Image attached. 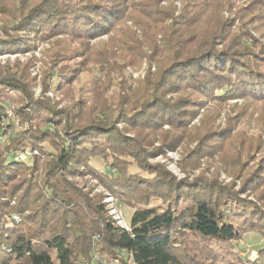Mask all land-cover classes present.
I'll return each instance as SVG.
<instances>
[{
	"label": "trees",
	"instance_id": "16d2710c",
	"mask_svg": "<svg viewBox=\"0 0 264 264\" xmlns=\"http://www.w3.org/2000/svg\"><path fill=\"white\" fill-rule=\"evenodd\" d=\"M160 3L3 2L4 10L11 8L20 19L14 27L27 35L6 31L0 48L30 49L28 31L36 41L65 36L78 43L85 66L95 65L96 74L89 104L80 95L59 106L46 93L63 68L53 64L43 71L42 93L35 98L34 58L0 67V264H75L91 258L95 238L108 259L131 255L135 264H215L221 251L233 254L245 234L264 239V153L254 157L261 141L244 130L232 133L243 118H251L249 108L264 103V0H250L233 17L222 13L232 10L234 0H184L178 15L172 4ZM127 16L147 29L144 40L126 25ZM104 35L112 39L110 49L95 50L91 39ZM115 38L126 49H115ZM260 43V53L253 54L252 46ZM143 60L146 74L134 88L126 67ZM12 92L20 94L16 104ZM202 108V126L193 135L190 124ZM223 112L226 125L214 128ZM183 144L188 145L180 163L184 172L220 163L241 178V187L220 182V167L210 177L205 168L178 179L164 164L148 162L149 155ZM26 147L38 150L29 162L16 157ZM98 157L110 161L117 174L93 167ZM130 165L139 171L129 172ZM85 174L133 208L129 230L108 213L104 194H92L71 179ZM14 214L21 219L16 222ZM259 251L264 255V247Z\"/></svg>",
	"mask_w": 264,
	"mask_h": 264
},
{
	"label": "rangeland",
	"instance_id": "374dc122",
	"mask_svg": "<svg viewBox=\"0 0 264 264\" xmlns=\"http://www.w3.org/2000/svg\"><path fill=\"white\" fill-rule=\"evenodd\" d=\"M5 0H0V38H6L8 37L6 31L9 34L18 35L20 37H26L27 33L17 29L14 27V24L17 22H20V19L17 21L19 17L16 13L12 14L11 8L4 10L3 2ZM184 0H161L160 6L161 7H168L170 4H172L174 8V15H178L182 6H183ZM250 0H234L235 6L232 8V10L226 9L223 11V16L230 17V16H236V10L239 7H245L247 6L248 2ZM127 26L136 31V36L140 40H144V31H146V28L141 27L138 24L134 23V20L129 18L127 16ZM239 24V19L236 20V25ZM28 37L31 40V48L26 47L22 50H15V51H4L2 48H0V67H5L6 64H10L13 66L14 64L18 63H26L30 58H34V64L32 67H30V75L33 77L34 81V87H33V96L36 98L41 95L42 93V73L43 71L51 65H55L57 68H63L64 72H59L55 78H53V81L55 82V86L52 90L46 93V95L50 96L54 101L61 102L59 106L70 103L71 97L78 98L80 95H82L86 101L87 104H89L92 100V95L90 91V81L93 79V77L96 74V66L95 65H87L85 66L83 59L80 57V47L77 42L72 41L68 37L62 38L61 35H58L56 37H52L50 39H37L36 41V34L31 33L28 31ZM47 37V36H45ZM160 38V36L158 37ZM116 43L113 45L115 46V49L124 48L126 49L125 44H119L118 38H115ZM36 41V43H35ZM112 39L110 36L104 35L96 39H91L90 44L95 45V50L99 49H110ZM30 44V42H29ZM248 44L251 45L250 41H248ZM261 44L252 46V52L255 55H258L261 50ZM143 49L148 50V46L144 45ZM95 54V53H94ZM95 56V55H94ZM93 58V55L92 57ZM93 60V59H88ZM147 61L143 60L142 63L138 66H127L126 71L127 73L132 76V86L135 88L139 84V80L144 78L147 70ZM155 70V64H152L151 71ZM131 82V80H130ZM72 88L71 91L66 93L67 88ZM66 95V96H65ZM10 99L13 102V104H16L18 102L20 97L19 93L12 92L10 94ZM236 100L231 101L230 104L233 105ZM249 114L251 115V118L249 116L242 119V123L240 126L233 131L232 133L237 135L238 132L241 130L246 132L247 137L249 139L252 138H260L261 141V150L256 151L254 153V157L257 160L263 153H264V103L258 102L256 106L249 108ZM8 113L10 116L14 117L11 109H8ZM206 113V108H202L200 110V113L198 116L191 122L190 126L193 125L194 128H192L190 131L194 135L196 132L197 127H201L202 125L201 120L204 119V114ZM14 122H17L16 117H14ZM4 124H8L9 122H5ZM226 125V116L225 112L222 113L220 118L217 120V122L214 124V128H224ZM118 126L120 129H123L124 124L123 122H118ZM8 132L4 136V140H7L9 137L10 131L12 127H4ZM128 135H131L132 133H127ZM252 137V138H251ZM48 146V145H46ZM188 145H181L175 150H166L165 154L158 153L157 155H149L148 156V162L151 164L161 163L164 164L165 167L172 172L178 179L184 178L188 175L189 178H193L196 175H199L203 170H205V173L207 176H211V174L215 171L216 167H220L218 171V179L223 184H232L234 189L238 190L241 187V178H233L228 171L225 170L224 167L220 163L215 164V162H210L207 164L206 162L203 163V165L197 169L189 170V173H186L182 170L180 167V163L182 162L183 158V151ZM195 146V143H191L189 145V148H193ZM186 152V150H185ZM31 154H38V150H32L29 147H26L22 151L18 152V158L26 161L28 160V157L32 156ZM45 158L44 156L42 157ZM255 159H252L249 163V167L253 166V163L255 162ZM110 161L105 160L104 158L98 157L93 158L91 161V165L99 170H108L110 174H117V170L115 167L110 166ZM129 172H136L139 171L135 165H130L128 168ZM42 171V169L40 170ZM41 172L37 175V181L40 182L42 180ZM73 181L78 182L81 186L85 188V190H90L92 194L94 193H102L104 194L103 201L106 203V207L108 208V213L112 216L114 219L117 216H121L125 219L126 223L129 226V223L131 221V217L133 214V208L129 205H125L122 201H119L117 197L110 191L106 190L104 188L103 184L98 180V178H95V176L91 174H85L81 176H76L74 178H71ZM242 197H245L247 194L242 193ZM252 196H250L251 198ZM116 207L119 213H117ZM117 213V214H116ZM9 217V216H8ZM11 217V216H10ZM11 218H14L17 221H19L21 218L18 214H14ZM10 220V219H9ZM123 220V219H122ZM116 224L120 225L118 222V219H114ZM118 222V223H117ZM122 222V221H121ZM10 226H13L10 224ZM236 243L235 251L233 254L225 253L222 254V251L218 255L217 259H215V264H264V255L260 253V249L264 247V239L261 238L256 233H247L245 234L241 240H239ZM234 248V247H233ZM198 251V250H197ZM206 256L213 257V254L211 251L208 252V250H204ZM202 252V251H201ZM204 257V256H203ZM201 255H198L199 258H203ZM231 257V258H229ZM230 259V260H229ZM79 260V259H77Z\"/></svg>",
	"mask_w": 264,
	"mask_h": 264
},
{
	"label": "built area",
	"instance_id": "2783aa9c",
	"mask_svg": "<svg viewBox=\"0 0 264 264\" xmlns=\"http://www.w3.org/2000/svg\"><path fill=\"white\" fill-rule=\"evenodd\" d=\"M16 157L18 159V155H16ZM117 210L118 209L116 207L115 211L117 213H119L118 211H120V210H118V211ZM120 213H122V212H120ZM121 216L115 217L116 219H118V222L120 223L119 226H121L122 228H124L126 230H129L130 229V223H129V226H128V224L126 223L125 219L123 217H121ZM75 264H135V262H134V260H133L131 255H127V256H125V258H122V256H120V255H116V256H114L111 259L102 257L101 253L99 252V250L97 248V238H95L94 242H93V248L91 250V258L90 259H86V260H80L79 262H77Z\"/></svg>",
	"mask_w": 264,
	"mask_h": 264
}]
</instances>
